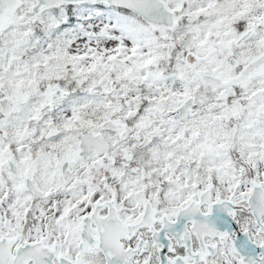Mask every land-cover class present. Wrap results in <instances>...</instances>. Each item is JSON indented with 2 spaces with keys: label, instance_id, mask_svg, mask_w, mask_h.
Wrapping results in <instances>:
<instances>
[{
  "label": "snow or ice",
  "instance_id": "1",
  "mask_svg": "<svg viewBox=\"0 0 264 264\" xmlns=\"http://www.w3.org/2000/svg\"><path fill=\"white\" fill-rule=\"evenodd\" d=\"M0 264H264V0H0Z\"/></svg>",
  "mask_w": 264,
  "mask_h": 264
}]
</instances>
